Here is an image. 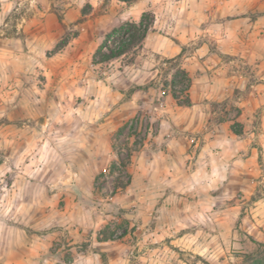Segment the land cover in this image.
Returning a JSON list of instances; mask_svg holds the SVG:
<instances>
[{
    "label": "rangeland",
    "instance_id": "obj_1",
    "mask_svg": "<svg viewBox=\"0 0 264 264\" xmlns=\"http://www.w3.org/2000/svg\"><path fill=\"white\" fill-rule=\"evenodd\" d=\"M136 1L0 0V264H241L264 241V0ZM142 9V47L94 62ZM180 52L187 106L163 85ZM215 127L239 149L198 156Z\"/></svg>",
    "mask_w": 264,
    "mask_h": 264
},
{
    "label": "trees",
    "instance_id": "obj_2",
    "mask_svg": "<svg viewBox=\"0 0 264 264\" xmlns=\"http://www.w3.org/2000/svg\"><path fill=\"white\" fill-rule=\"evenodd\" d=\"M154 16L149 11H144L137 21H127L118 27L112 29L111 32L105 35L101 43L96 48L93 60L94 62H105L113 58H118L128 53H135L137 49L142 47V43L152 28ZM181 57V52L174 57L166 58L165 63H170L169 68H174L170 79L164 82V86L170 88V94L179 105H190L188 89L191 84V78L188 72L178 62ZM124 126H121L117 131H121ZM137 140L135 139L134 142ZM118 159L123 164V161L118 154ZM111 168H115L113 162ZM124 186L119 180L115 181V188ZM256 247L242 254L241 264H264V241H256L252 239Z\"/></svg>",
    "mask_w": 264,
    "mask_h": 264
},
{
    "label": "crops",
    "instance_id": "obj_3",
    "mask_svg": "<svg viewBox=\"0 0 264 264\" xmlns=\"http://www.w3.org/2000/svg\"><path fill=\"white\" fill-rule=\"evenodd\" d=\"M140 0H137L136 1V4L139 2ZM142 11H144L143 9L141 10V12ZM156 19H157V17H156ZM155 19V21L154 22H157V20ZM179 49H174V53H178L179 51H178ZM191 86V85H190ZM188 94H189V98H190V96H191V94H190V87H189V89H188ZM173 98V97H172ZM174 99V98H173ZM199 126V125H198ZM198 128H201V126H199ZM214 130V131H213ZM212 130V132L210 131V132H207L206 133V135H208L209 137L207 138V140H205V143L203 144V146H201V152L198 154V156H200L201 155V153L204 155V153H208V152H210V149H209V147L210 146H212L213 144H216L217 143V139H218V137L220 138V139H222V140H225V139H227L226 141L227 142H224V145L225 146H227V145H229L231 148H226L228 151H229V149H234V148H237V149H235V150H238L239 149V142H234V144L232 143V141H229V139L231 138V136L227 133V131H224V130H221L220 131V129L218 128V127H215L214 129ZM220 131V132H219ZM213 138V139H212ZM190 140L191 139H189V140H187L186 142H183V143H181L179 146H177V147H175L174 146V142H177V141H172V142H170V143H168L167 144V146H166V148H167V150H169V151H171L170 153H169V151H168V153L167 154H164L165 156H164V162H165V168L167 169V170H169L170 169V167H172V165H173V168L174 167H179L180 165H182V163L184 162V157H185V155H184V153H185V150L187 149V147L190 145ZM241 144V143H240ZM174 154L175 156L173 157L172 156V154ZM168 155H169V157H168ZM149 165V164H148ZM151 175H150V173L148 172V168H147V170H145V169H143V171H142V173H141V177H142V179H144V181H147L148 183H149V181H150V179H149V177H150ZM171 177H174V174L172 173L171 174ZM189 190H195V189H192L193 187H187ZM168 198H170V196H166L165 197V200H167ZM167 202V201H166ZM166 205V204H165ZM164 204L162 205V207H161V209L163 210V213L164 214H166V212H169L170 214H174V212L175 211H173V212H171V211H168L167 210V208L166 207H164L165 206ZM164 207V208H163ZM167 224H169V223H167ZM166 225V224H165ZM165 225H163V226H159V227H162L163 229L165 228ZM178 239H181V237H179ZM191 240L192 239H190L189 237H188V239H187V241H188V243H189V245H190V243H191Z\"/></svg>",
    "mask_w": 264,
    "mask_h": 264
}]
</instances>
